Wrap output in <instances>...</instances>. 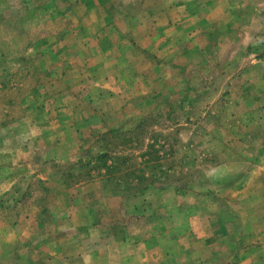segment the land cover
Segmentation results:
<instances>
[{"label":"rangeland","instance_id":"1","mask_svg":"<svg viewBox=\"0 0 264 264\" xmlns=\"http://www.w3.org/2000/svg\"><path fill=\"white\" fill-rule=\"evenodd\" d=\"M261 232L264 0H0V264H264Z\"/></svg>","mask_w":264,"mask_h":264},{"label":"crops","instance_id":"2","mask_svg":"<svg viewBox=\"0 0 264 264\" xmlns=\"http://www.w3.org/2000/svg\"><path fill=\"white\" fill-rule=\"evenodd\" d=\"M261 233H264V232H261ZM260 243H261V246L259 245V247H253L252 249L253 250H257L259 252L262 251V250H264V236L261 238ZM259 256H261V255H259ZM253 263H254V261L251 262V264H253Z\"/></svg>","mask_w":264,"mask_h":264}]
</instances>
